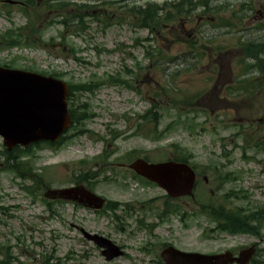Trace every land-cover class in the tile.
<instances>
[{
  "label": "rangeland",
  "instance_id": "374dc122",
  "mask_svg": "<svg viewBox=\"0 0 264 264\" xmlns=\"http://www.w3.org/2000/svg\"><path fill=\"white\" fill-rule=\"evenodd\" d=\"M34 1L28 13L0 8V66L59 73L68 84L91 91L75 94L88 118L69 132V141L58 150L32 146L23 160L51 189L69 188L105 168L92 189L116 204V211L96 213L66 202L49 207L42 202L43 188L36 198L28 195L22 185L32 183L9 170L0 137V250H8L11 264H164V244L212 254L258 242L248 234L220 233L199 211L223 203L264 208V90L251 97L240 88L234 95L228 91L242 79L240 44L264 42V0H212L208 16L198 9L193 19L154 33L135 26L130 10L179 0ZM80 11L82 22L73 18ZM9 32L20 40L18 47L3 42ZM187 38L199 54L206 44L225 52L200 58ZM247 77V83L263 78ZM111 78L121 84L108 83ZM173 157L187 158L196 170L194 200L172 201L125 167L139 158L160 163ZM81 229L110 239L124 257L107 262ZM253 264H264V255Z\"/></svg>",
  "mask_w": 264,
  "mask_h": 264
},
{
  "label": "water",
  "instance_id": "95a60500",
  "mask_svg": "<svg viewBox=\"0 0 264 264\" xmlns=\"http://www.w3.org/2000/svg\"><path fill=\"white\" fill-rule=\"evenodd\" d=\"M68 85L60 80L0 67V136L11 151L16 146L29 147L41 141L57 142L71 127L68 109ZM165 189L173 198L193 196L195 173L187 165L175 162L151 165L138 160L130 166ZM45 197L65 200L100 210L104 200L83 186L49 191ZM85 237L103 248L108 261L122 256L119 247L109 240L85 233ZM253 249L236 259L231 253L218 256L186 254L168 248L162 254L166 264H248Z\"/></svg>",
  "mask_w": 264,
  "mask_h": 264
},
{
  "label": "trees",
  "instance_id": "16d2710c",
  "mask_svg": "<svg viewBox=\"0 0 264 264\" xmlns=\"http://www.w3.org/2000/svg\"><path fill=\"white\" fill-rule=\"evenodd\" d=\"M211 0H179L177 3H165L164 5H158L155 3H148L145 7H141L139 9L133 8L131 9V13L133 15V23L138 25L140 28L148 30L149 32L154 33L155 31H158L160 28L163 29V27L170 25L171 23L175 22L179 19H189L192 15V12L196 11L197 9H201L202 15H209L212 13V8L210 6ZM67 7L66 2H62L61 10H64V8ZM85 8H89V5L82 6ZM220 9L216 8L215 13H218ZM84 14L82 11L80 13L78 12L75 16H73L75 21H78L77 19L82 22L84 20ZM134 17H136L134 19ZM137 19V20H136ZM122 21V19H121ZM230 25V24H228ZM21 37V35H18ZM18 37V38H19ZM7 46H17L20 45V40L17 38L15 39V34L8 33L4 41ZM189 46L192 48V51L195 50V44L189 42ZM242 50L247 58L255 59L258 62V65L256 66L260 73L264 74V60L262 59V56L264 55V44H254V43H247L242 44ZM205 51H208V48L203 47ZM191 51V53H192ZM200 55V54H199ZM205 53H202L200 57H204ZM51 76L59 78L62 75H59L57 73L52 74ZM110 84H121L117 78H111L109 80ZM264 82L263 80L260 81V83L256 86L253 85L252 90H256L258 88H263ZM249 86L247 85L244 87V89H248ZM258 87V88H257ZM70 100H69V106L70 111L73 118V125L72 130L74 128H81L80 124L86 120L88 117L86 115V105H80L77 103V99L75 94L79 92H89L91 91L86 85H71L70 87ZM175 105L178 103L174 100ZM187 104H190V101H187ZM79 133H83V131L80 129ZM66 141H69V136L66 135L61 138V140L56 144H47L48 147L54 150L60 149V145L65 143ZM257 146V145H256ZM260 149L264 151V141L259 144ZM30 150H23V149H16L12 153H7L9 159H8V168L10 171H13L18 178H20L23 181H31V186H24L23 189L28 193V195L36 198L38 194V190H41L42 188L45 190L49 189V186H46L43 178L34 172L32 165L30 162H25L23 159L25 157H29ZM181 154L180 152L176 155ZM177 160L186 162L187 160L184 158H177ZM105 164L103 167L107 166V160L104 159ZM105 168L101 169L95 176V174L88 173L84 178H78L76 180V184H86L93 188V183L91 181L93 179H96L98 175H100ZM236 199H246L245 197H240L236 195ZM42 202L47 203L48 205H52L51 202H47L42 198ZM208 209V208H206ZM204 209L203 213H208L209 216L215 220L220 222V227H223V229L227 230L231 234H238V233H249L252 235H258L261 233V230L264 227V208H259L256 210V212H251L248 209L245 211L236 208L235 210L228 211L229 215L225 217L224 220H220L219 217V209H214V207L209 208L208 210ZM111 210H115V208H111ZM178 209L176 208L174 212H177ZM209 217V218H210ZM225 227V228H224ZM3 253V250H0V255ZM0 264H11V258L8 253H5L3 260H0ZM48 264V262H46Z\"/></svg>",
  "mask_w": 264,
  "mask_h": 264
},
{
  "label": "flooded vegetation",
  "instance_id": "af4514ba",
  "mask_svg": "<svg viewBox=\"0 0 264 264\" xmlns=\"http://www.w3.org/2000/svg\"><path fill=\"white\" fill-rule=\"evenodd\" d=\"M5 0H1L0 1V8H3V7H5L6 5H8V4H6L5 2H4ZM17 5H22V6H25V3H23V2H21V3H18ZM258 248H259V246H258ZM257 248V249H258Z\"/></svg>",
  "mask_w": 264,
  "mask_h": 264
}]
</instances>
